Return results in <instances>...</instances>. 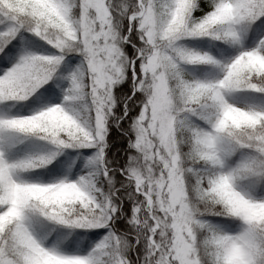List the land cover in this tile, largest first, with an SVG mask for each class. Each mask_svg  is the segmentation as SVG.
<instances>
[{"label":"snow or ice","instance_id":"snow-or-ice-1","mask_svg":"<svg viewBox=\"0 0 264 264\" xmlns=\"http://www.w3.org/2000/svg\"><path fill=\"white\" fill-rule=\"evenodd\" d=\"M0 264H264V0H0Z\"/></svg>","mask_w":264,"mask_h":264}]
</instances>
